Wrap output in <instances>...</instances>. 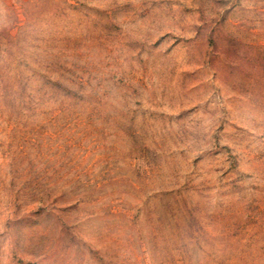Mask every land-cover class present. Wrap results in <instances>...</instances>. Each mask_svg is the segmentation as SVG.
<instances>
[{"label":"rangeland","instance_id":"374dc122","mask_svg":"<svg viewBox=\"0 0 264 264\" xmlns=\"http://www.w3.org/2000/svg\"><path fill=\"white\" fill-rule=\"evenodd\" d=\"M0 264H264V0H0Z\"/></svg>","mask_w":264,"mask_h":264}]
</instances>
